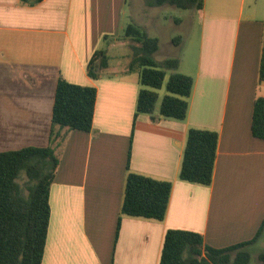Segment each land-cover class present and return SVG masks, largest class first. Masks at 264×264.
<instances>
[{
    "label": "crops",
    "instance_id": "0c3cea01",
    "mask_svg": "<svg viewBox=\"0 0 264 264\" xmlns=\"http://www.w3.org/2000/svg\"><path fill=\"white\" fill-rule=\"evenodd\" d=\"M133 9L129 0H0V153L49 146L60 78L97 89L92 130L67 132L57 149L43 264H159L169 230L225 249L263 227L264 140L251 128L264 98V0H204L196 35L195 13L171 19L193 28L177 47L171 39L166 54L160 42L156 54L178 58V72L194 81L184 121L162 118L161 103L136 116L140 71L129 69L132 52L121 37L147 13L135 17ZM140 28L159 33L150 23ZM98 50L108 68L92 79ZM191 128L219 134L210 186L179 179ZM129 172L172 183L163 221L121 215ZM261 244L264 232L251 255Z\"/></svg>",
    "mask_w": 264,
    "mask_h": 264
},
{
    "label": "trees",
    "instance_id": "16d2710c",
    "mask_svg": "<svg viewBox=\"0 0 264 264\" xmlns=\"http://www.w3.org/2000/svg\"><path fill=\"white\" fill-rule=\"evenodd\" d=\"M146 2L153 8L171 6L183 10H201L204 6V0ZM124 36L132 38L134 42L129 69L140 71L142 89L138 95L136 116L155 112L159 101L158 91L165 85L167 93L160 104V116L184 121L194 81L190 76L178 72L179 59L158 61L159 38L149 36L133 24L127 26ZM181 41V37H177L173 43L179 45ZM107 68L106 51H96L88 65L89 77L98 79ZM261 81H264V60L261 64ZM96 101L95 87L71 84L60 78L55 94L49 146L0 153V264H43L51 219L50 191L60 165L57 149L67 132L92 130ZM251 129L255 138L264 140V98H258L255 102ZM218 145L219 134L216 131L191 128L179 179L210 186L214 178ZM171 193V182L129 172L121 215L163 221ZM120 227L121 218L117 236ZM263 232L264 223L253 240L215 249L207 246L198 233L169 230L159 264H251L249 249L259 241ZM258 263L264 264V252L259 254Z\"/></svg>",
    "mask_w": 264,
    "mask_h": 264
},
{
    "label": "rangeland",
    "instance_id": "374dc122",
    "mask_svg": "<svg viewBox=\"0 0 264 264\" xmlns=\"http://www.w3.org/2000/svg\"><path fill=\"white\" fill-rule=\"evenodd\" d=\"M144 3H147L146 0H140V1L129 0V5H131V7L134 6L133 14L135 17L138 11H141V14L143 12L147 13L146 17H140V19L138 20L134 19L135 23H131V24L137 26L142 31L147 32L149 36L158 37L161 42V51H162L161 54L162 55L166 54V52L169 50H173V47L170 44L171 39L173 42L175 38L181 37V40H182L181 43H183L186 40V36L189 35L193 29L190 27L188 29L186 28L185 25L178 26L177 24H174L173 22H171V19H174V20L177 18L186 19L188 16L195 13V19H194L195 20V35L200 32V23H199V19L196 17L195 10H183V9H178V8L171 7V6L143 9ZM148 23L152 24L153 26H158L159 33H155V31L151 30V28H148L147 29L148 31L140 28V27L147 26ZM121 38L122 40H127L128 44L130 45V49H131V46L134 44V42L131 40L132 38H126L125 36H122ZM175 46L177 47L178 45H175ZM162 55H158L156 56V58L160 60ZM158 93L160 96H159V101L157 104H160L163 96H165L167 93L166 88L163 87V89L158 91ZM263 252H264V244H261V246H256L252 249V255L254 256L259 255L260 253H263ZM255 261L257 262V264H259L256 258H255Z\"/></svg>",
    "mask_w": 264,
    "mask_h": 264
}]
</instances>
